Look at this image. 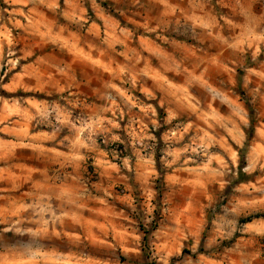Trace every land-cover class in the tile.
Instances as JSON below:
<instances>
[{"label":"rangeland","instance_id":"374dc122","mask_svg":"<svg viewBox=\"0 0 264 264\" xmlns=\"http://www.w3.org/2000/svg\"><path fill=\"white\" fill-rule=\"evenodd\" d=\"M257 218L264 0H0V264H264Z\"/></svg>","mask_w":264,"mask_h":264},{"label":"crops","instance_id":"0c3cea01","mask_svg":"<svg viewBox=\"0 0 264 264\" xmlns=\"http://www.w3.org/2000/svg\"><path fill=\"white\" fill-rule=\"evenodd\" d=\"M149 178H150V177H148V179H149ZM225 222H226V220H225ZM250 223H251V222L246 223V226L251 225ZM254 232H255L256 234H264V218H261V219H258V218H257L256 223H255V229H254Z\"/></svg>","mask_w":264,"mask_h":264}]
</instances>
